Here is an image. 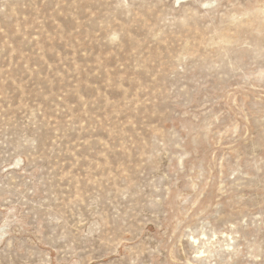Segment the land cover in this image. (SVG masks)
I'll return each mask as SVG.
<instances>
[{"label":"rangeland","instance_id":"1","mask_svg":"<svg viewBox=\"0 0 264 264\" xmlns=\"http://www.w3.org/2000/svg\"><path fill=\"white\" fill-rule=\"evenodd\" d=\"M0 264H264V0H0Z\"/></svg>","mask_w":264,"mask_h":264}]
</instances>
